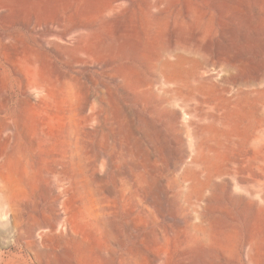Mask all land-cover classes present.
<instances>
[{
    "label": "rangeland",
    "instance_id": "374dc122",
    "mask_svg": "<svg viewBox=\"0 0 264 264\" xmlns=\"http://www.w3.org/2000/svg\"><path fill=\"white\" fill-rule=\"evenodd\" d=\"M262 117L264 0H0V264H264Z\"/></svg>",
    "mask_w": 264,
    "mask_h": 264
},
{
    "label": "bare ground",
    "instance_id": "6f19581e",
    "mask_svg": "<svg viewBox=\"0 0 264 264\" xmlns=\"http://www.w3.org/2000/svg\"><path fill=\"white\" fill-rule=\"evenodd\" d=\"M184 57L183 56H179L178 58H175L173 60L170 59H165V61H163V66L164 68L161 70V74L163 75V83L165 82H169L171 84V86L169 87V89L175 93H177L178 89H182L185 86V82H183V78L186 75V72H190V70H194L195 68H197L196 66L198 65H193V67H185L183 66V62L181 61ZM205 64L207 63L206 61L204 62ZM198 67H201V65L199 64ZM166 73V74H165ZM168 75V76H166ZM231 78V77H230ZM229 77H224L225 81H229L230 80ZM243 81H247L246 79H244ZM236 82V81H235ZM222 91L226 90V87L221 86ZM236 93H232L229 98L233 97V95ZM264 121V117H262V119H260V123L259 126L262 125V122ZM3 203L0 201V212L3 215Z\"/></svg>",
    "mask_w": 264,
    "mask_h": 264
}]
</instances>
